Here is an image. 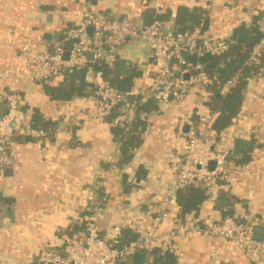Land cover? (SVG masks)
Masks as SVG:
<instances>
[{"label": "crops", "instance_id": "crops-1", "mask_svg": "<svg viewBox=\"0 0 264 264\" xmlns=\"http://www.w3.org/2000/svg\"><path fill=\"white\" fill-rule=\"evenodd\" d=\"M179 6L204 11L206 31L221 37L230 36L242 23L264 25V0H0V98L15 92L28 122L38 109L58 126L51 140L14 136L7 149L13 165H0V264L41 262L44 254L60 251L67 240L81 233L84 216L92 218L105 239L115 228L144 232L154 226L175 159L183 153L186 127L180 132L179 120L184 115L197 120L208 111L204 97L195 92L182 110L173 102L158 105V110L144 115L142 144L133 159L118 166L119 148L109 125L89 115L93 98L50 101L26 71L19 47L45 48L48 35L59 43L86 11L147 24L151 9L173 14ZM85 79L98 81L92 73ZM150 83V78L141 80L135 88L144 89ZM5 113L3 100L0 116ZM208 134L218 150L227 151L236 137L264 146V66L260 74L248 79L232 125L221 134L211 129ZM228 169L223 178L238 200L237 218L264 226V149L255 148L250 164ZM217 192L213 203L202 204L197 218L177 223L175 206L157 225L162 234L185 228L172 238L176 264H249L233 244L222 239L216 240V255L210 260L208 239L190 227L208 211L221 217L214 209Z\"/></svg>", "mask_w": 264, "mask_h": 264}, {"label": "built area", "instance_id": "built-area-1", "mask_svg": "<svg viewBox=\"0 0 264 264\" xmlns=\"http://www.w3.org/2000/svg\"><path fill=\"white\" fill-rule=\"evenodd\" d=\"M201 21L190 31L177 32L165 28V24L152 17L149 23L139 24L128 17L103 19L92 13H85L80 23L68 29L63 40L52 50L34 49L29 44L19 47L20 57L26 71L36 83L58 79L63 72L86 69L91 74L90 62L97 60L104 46H119L137 40L147 44L156 67L151 84L144 89L133 88L129 92H120L116 88L93 81L95 87L94 107L90 116L102 121L116 110L113 124L128 129L134 122L133 104L128 96L142 95L152 99L157 105L175 103L183 109L185 100L196 90L204 89L216 82L217 77L204 70L207 63L200 61L206 56L219 57L227 53L233 41L203 30ZM91 29V35L87 30ZM262 34L251 52L258 61L264 51V25L259 27ZM92 53V60L87 57ZM194 57V63L190 58ZM237 76L224 84V90L237 82ZM6 113L0 116V165H13L7 149L16 135L40 138L45 133L31 128L26 113L20 107L15 92L2 95ZM216 116L210 110L201 113L197 120L184 115L179 120V130L186 127L183 153L175 159L172 178L166 184L161 210L154 219V226L142 232L140 239L127 245H118L120 228H115L109 238L101 237L92 218H82V231L78 236L67 240L60 251L44 254L43 264H117L118 261L142 252L143 248L157 247L161 252L171 251L172 238L184 232V227H176L170 232L159 233L157 225L170 216V208L176 206L175 193L184 186H198L205 189V202L214 201L218 190L216 179L228 172L226 150H218L208 131ZM192 221L190 227L208 239L209 259L216 255V240L222 239L233 244L249 264H264V240L257 242L253 238L254 221L244 223L233 217H218L213 211L206 212L201 219ZM143 264H153L144 254Z\"/></svg>", "mask_w": 264, "mask_h": 264}, {"label": "trees", "instance_id": "trees-1", "mask_svg": "<svg viewBox=\"0 0 264 264\" xmlns=\"http://www.w3.org/2000/svg\"><path fill=\"white\" fill-rule=\"evenodd\" d=\"M86 13H92L103 19L114 18V16L96 14L90 11H86ZM149 15L163 22L165 28L172 31H190L201 21H204L203 30L205 31L206 29L207 15L204 11L197 9L191 10L187 7L179 6L173 14L171 12L158 13L156 10L151 9ZM64 36L63 34L59 38L60 42ZM261 36L259 23L251 25L242 23L236 26L230 36H228L233 41V44L226 54L219 57L206 56L200 59V61L211 66L210 75L217 77L216 82L211 86L194 91L204 97L207 109L216 113V118L211 124V131L216 135L221 134L226 128L231 126L238 117L248 79L257 76L263 70L264 51L258 61L251 56L252 49L259 42ZM45 38V48L52 50L56 46L54 39H50L49 35L45 36ZM155 67L156 61L147 44L140 40L123 43L119 46L106 45L102 48L101 56L94 62H90L92 74H94L98 82L102 85L114 87L120 92H129L141 80L152 79ZM236 75H238L236 84L224 90V84ZM85 78L86 69H79L73 72H63L58 79L37 84L42 87L50 101L56 103L70 102L75 98L95 97V87ZM0 99V102H2V98ZM133 106L135 118L128 129H125L124 126L113 124L112 121L116 110L102 120V122L109 125L112 138L118 145V166L130 163L134 157V152L141 146V134L145 128L144 115L158 110V105L152 99L142 95L136 96ZM28 124L31 128L46 132L45 136L50 140L58 128L56 122L45 118L38 109L33 110ZM258 147L264 149L263 145L257 146L255 140L251 138H234L227 150V166L242 167L250 164L253 159V152ZM216 184L220 189L217 190L215 211L222 218L233 217L241 221L237 218L238 215L235 208L238 200L235 195L229 192L226 180L223 177L217 178ZM205 200V189L202 187L188 185L179 189L175 193L177 223H184L190 217L197 218ZM243 219L244 223H247L248 220ZM196 222L198 223V220ZM141 234L142 231L125 226L120 230L118 245H127L136 241L140 239ZM142 250L143 254L151 258L153 264H176L175 256L170 250L161 252L155 246L143 248ZM131 261L132 256H128L118 261L117 264H132ZM34 264L43 263L35 262Z\"/></svg>", "mask_w": 264, "mask_h": 264}, {"label": "water", "instance_id": "water-1", "mask_svg": "<svg viewBox=\"0 0 264 264\" xmlns=\"http://www.w3.org/2000/svg\"><path fill=\"white\" fill-rule=\"evenodd\" d=\"M88 34L91 35L92 30L88 29L87 30ZM88 59L91 61L92 60V53L87 54ZM191 63H194V57L190 58ZM204 70L206 72L211 71V66L209 64H205ZM129 103L133 101V96H128L126 99ZM126 189V188H125ZM252 233H253V238L257 242H261L264 240V226L262 223L258 221H254L253 226H252ZM144 254L142 252H136L132 255V264H143L144 262Z\"/></svg>", "mask_w": 264, "mask_h": 264}]
</instances>
